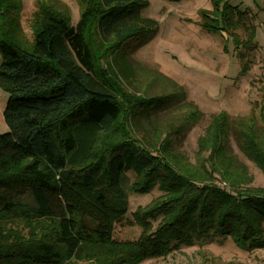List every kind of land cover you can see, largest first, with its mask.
Listing matches in <instances>:
<instances>
[{
    "label": "trees",
    "instance_id": "1",
    "mask_svg": "<svg viewBox=\"0 0 264 264\" xmlns=\"http://www.w3.org/2000/svg\"><path fill=\"white\" fill-rule=\"evenodd\" d=\"M56 4L33 13L28 38L19 1L0 0V264H137L203 237L263 248L264 187L250 186L227 153V113L210 116L190 160L170 147L183 124L156 117L165 98L120 88L130 47L158 30L141 13L147 1L82 0L74 25ZM225 13L234 41L243 28L248 42L253 26ZM255 124L238 123L235 138L264 174V125ZM128 172V192L160 194L131 212L138 237L119 242L127 199L117 190Z\"/></svg>",
    "mask_w": 264,
    "mask_h": 264
},
{
    "label": "rangeland",
    "instance_id": "2",
    "mask_svg": "<svg viewBox=\"0 0 264 264\" xmlns=\"http://www.w3.org/2000/svg\"><path fill=\"white\" fill-rule=\"evenodd\" d=\"M18 1L22 33L28 38L32 15L42 5L50 1L57 3L54 8H65L67 21L74 25L82 3V0ZM146 1L141 13L156 20L158 30L145 43L130 47L129 70L119 75L122 92L165 98V106L157 111L156 117L183 124L178 134L171 135L170 147L190 160L197 149L196 140L203 134L210 116L226 112L228 129L224 145L227 153L246 167L252 179L250 186L264 187V174L240 151L235 138L240 122L264 125V0ZM225 5L228 16L253 26L248 42L246 29L236 30L239 41L235 42L223 25L221 17ZM203 12L211 15L214 26L221 29H208L202 19ZM112 65L118 71L114 62ZM6 99V93L0 89V133L7 130L2 116ZM196 109V117L188 119ZM153 120L151 118V122ZM133 180L132 173H125L117 190L127 199L126 215L114 226L113 237L119 242L138 237L140 227L133 223L131 212L160 194L156 189L143 194L128 192L127 186ZM75 264L97 263L82 260ZM137 264H264V247L251 249L235 244L229 237H203L194 239L191 245H179L165 256Z\"/></svg>",
    "mask_w": 264,
    "mask_h": 264
}]
</instances>
